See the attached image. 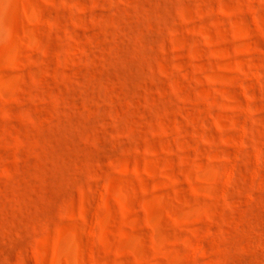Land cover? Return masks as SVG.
I'll use <instances>...</instances> for the list:
<instances>
[{
	"label": "rangeland",
	"instance_id": "obj_1",
	"mask_svg": "<svg viewBox=\"0 0 264 264\" xmlns=\"http://www.w3.org/2000/svg\"><path fill=\"white\" fill-rule=\"evenodd\" d=\"M0 264H264V0H0Z\"/></svg>",
	"mask_w": 264,
	"mask_h": 264
}]
</instances>
